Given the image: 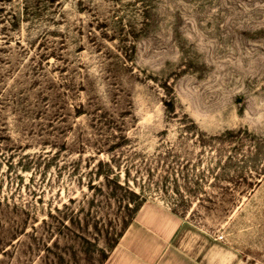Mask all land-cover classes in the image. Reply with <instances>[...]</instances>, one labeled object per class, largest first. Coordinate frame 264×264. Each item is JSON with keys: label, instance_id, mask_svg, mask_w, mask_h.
<instances>
[{"label": "rangeland", "instance_id": "obj_1", "mask_svg": "<svg viewBox=\"0 0 264 264\" xmlns=\"http://www.w3.org/2000/svg\"><path fill=\"white\" fill-rule=\"evenodd\" d=\"M138 221L264 264V0H0V264H102Z\"/></svg>", "mask_w": 264, "mask_h": 264}, {"label": "crops", "instance_id": "obj_2", "mask_svg": "<svg viewBox=\"0 0 264 264\" xmlns=\"http://www.w3.org/2000/svg\"><path fill=\"white\" fill-rule=\"evenodd\" d=\"M102 264H182V262L171 253L168 238L156 228L138 221L130 222L123 229Z\"/></svg>", "mask_w": 264, "mask_h": 264}, {"label": "trees", "instance_id": "obj_3", "mask_svg": "<svg viewBox=\"0 0 264 264\" xmlns=\"http://www.w3.org/2000/svg\"><path fill=\"white\" fill-rule=\"evenodd\" d=\"M168 104H172V103H168Z\"/></svg>", "mask_w": 264, "mask_h": 264}]
</instances>
